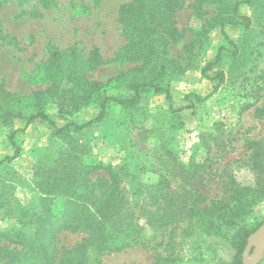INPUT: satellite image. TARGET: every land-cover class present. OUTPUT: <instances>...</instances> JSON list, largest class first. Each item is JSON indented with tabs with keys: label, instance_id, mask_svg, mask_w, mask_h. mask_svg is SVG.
Returning a JSON list of instances; mask_svg holds the SVG:
<instances>
[{
	"label": "rangeland",
	"instance_id": "374dc122",
	"mask_svg": "<svg viewBox=\"0 0 264 264\" xmlns=\"http://www.w3.org/2000/svg\"><path fill=\"white\" fill-rule=\"evenodd\" d=\"M125 1L52 0L42 9L38 0H5L0 8V84L20 96L45 88L50 84L43 79L49 51L72 44L84 53L96 46L104 59L86 73L89 79L106 81L134 66L137 63L113 59L127 42V32L118 21L119 6ZM192 1L182 0V7L175 12L179 36L168 43L164 55L169 63L163 84L169 97L149 89L141 94L136 107L111 104L104 120L73 133L90 150L92 159L121 166V185L135 215L145 207L154 208L150 195L157 183L161 182L162 192L183 191L179 171L162 144L185 165L204 161L198 188L208 200L222 194L229 178L242 185L256 183L246 143L252 139L264 143V0L240 6L239 11L251 17L248 28L225 26L234 45L224 39L218 27L196 37L204 19L217 14L218 4L203 3L198 15L189 7ZM222 45L228 48L221 65L225 80L215 87L217 80H209L200 69L214 60ZM215 73L216 69L206 72L209 76ZM108 91L116 94L119 87ZM169 103L182 108L180 128L169 118ZM45 110L58 125L64 123L52 101ZM96 113L97 108L89 106L69 119L83 123ZM14 129L18 130L13 133ZM52 132V126L40 118L27 125L24 118L14 119L12 126L0 125V181L12 186L13 196L23 204L32 198L29 183L37 156L45 147L57 145ZM256 217L264 219V203L258 205ZM147 220L146 214L137 219L150 235L147 246L106 253L100 264H153L156 255L170 254L172 248L165 246L169 228L154 235ZM13 226L0 214V229ZM83 236L84 232L63 231L57 235L56 245L71 247ZM174 251L180 258L174 264H228L233 253L228 241L214 235H177ZM258 264H264V254Z\"/></svg>",
	"mask_w": 264,
	"mask_h": 264
},
{
	"label": "trees",
	"instance_id": "16d2710c",
	"mask_svg": "<svg viewBox=\"0 0 264 264\" xmlns=\"http://www.w3.org/2000/svg\"><path fill=\"white\" fill-rule=\"evenodd\" d=\"M4 1L0 0V8ZM211 1L218 4L217 14L204 19L196 37L218 27L224 39L234 45L225 26L248 28L251 17L239 9L254 0H193L189 7L200 15L201 5ZM51 3L52 0H38L42 9ZM181 7L182 0H128L121 3L118 21L127 32V42L113 59L137 64L106 81L86 77L88 71L104 62L99 49L92 46L84 53L72 44L49 51L43 66V79L50 84L45 88L20 96L0 84V125L12 126L16 118H24L27 125L40 118L52 126V137L57 140L54 149L47 146L37 156L29 183L32 198L27 204L13 196L12 186L0 181V214L14 224L0 229V259L4 264H100L101 256L106 253L148 245L150 235L137 221L145 214L154 235L169 228L165 246L172 248V252L156 255L153 264L179 261L174 247L176 236L180 234L221 237L233 249L228 264H241L247 236L263 220L256 217L258 205L264 203V143L261 139L246 143L250 149L248 162L257 174L255 185H242L229 178L222 194L209 200L198 188L203 178L204 161H189L185 165L173 156L170 147L162 144L167 157L179 171L183 191L162 192L159 182L154 186L155 193L150 195L154 208L145 207L135 215L121 185V166L92 159L87 146L73 134L82 132L93 122L104 120L111 104L136 107L141 94L149 89L155 93L164 92L169 97L168 87L163 84L169 63L164 55L168 43L179 36L174 15ZM0 36H3L1 23ZM227 50L224 45L220 46L214 60L200 69L209 80H217L215 87L225 80L221 65ZM214 69L215 75L206 74ZM114 87H119L118 93H109L108 90ZM49 100L56 105L57 116L64 119L62 125H58L45 110ZM89 106L97 108L93 118L83 123L69 119ZM169 109V118L180 128L182 108L169 103ZM5 158L11 159V156ZM182 222L185 225L179 226ZM63 231L84 232L85 236L71 247L61 248L56 245V237Z\"/></svg>",
	"mask_w": 264,
	"mask_h": 264
},
{
	"label": "water",
	"instance_id": "95a60500",
	"mask_svg": "<svg viewBox=\"0 0 264 264\" xmlns=\"http://www.w3.org/2000/svg\"><path fill=\"white\" fill-rule=\"evenodd\" d=\"M264 254V219L246 239L241 264H258Z\"/></svg>",
	"mask_w": 264,
	"mask_h": 264
}]
</instances>
